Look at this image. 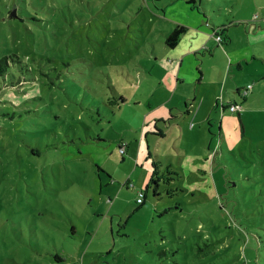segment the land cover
Listing matches in <instances>:
<instances>
[{
    "label": "rangeland",
    "instance_id": "374dc122",
    "mask_svg": "<svg viewBox=\"0 0 264 264\" xmlns=\"http://www.w3.org/2000/svg\"><path fill=\"white\" fill-rule=\"evenodd\" d=\"M248 7L0 0L25 63L0 74V264H264V82L228 94L262 68H229Z\"/></svg>",
    "mask_w": 264,
    "mask_h": 264
},
{
    "label": "crops",
    "instance_id": "0c3cea01",
    "mask_svg": "<svg viewBox=\"0 0 264 264\" xmlns=\"http://www.w3.org/2000/svg\"><path fill=\"white\" fill-rule=\"evenodd\" d=\"M244 2L247 3L249 6L248 7L249 14L245 18V22H247V25L243 27V31L246 36H252V38L244 46L241 47L237 55L231 58L229 68L231 69V65L235 64V66L238 68V71H239L242 69H246L247 66L251 62H257L259 65L262 66V68L259 74H257L255 77H252V74H250L243 82L235 85L234 89L230 88L228 90V94L232 92L230 93L231 94L230 98H231V101L233 102H236L237 100H241V101L245 100V102L247 100H254V98H256L255 96L256 89H254L251 92V94L247 97L246 95L245 96L242 95V93L240 92V88L250 83V81L255 82L256 84L255 88L259 83L264 82V8H260V5L257 3L256 0H244ZM254 13L257 14L258 19L248 18ZM203 17L205 18V14ZM218 22H222L220 25L221 26L224 25L226 27L224 35L226 37H229L228 32L226 31H227V27L232 24V20L230 19V17L227 16L226 11H224V15H222V17H220L218 20L212 23L217 24ZM189 26L190 25L185 26V31L188 30ZM213 26L214 24H212V27ZM213 30H215V32L218 33L214 27L212 31ZM163 32H165V34L168 33V31H163ZM181 37H182V34L180 36V39ZM229 41H230V38H229ZM243 48H244V51H243ZM134 182L136 183L135 179H134ZM129 185L131 187H134L132 183L128 184V186ZM138 190L140 189H137V193H138Z\"/></svg>",
    "mask_w": 264,
    "mask_h": 264
},
{
    "label": "trees",
    "instance_id": "16d2710c",
    "mask_svg": "<svg viewBox=\"0 0 264 264\" xmlns=\"http://www.w3.org/2000/svg\"><path fill=\"white\" fill-rule=\"evenodd\" d=\"M184 31H185V26L184 25H182V24H175L172 27V29L170 31H168V33L165 34V41H164L165 44L167 46H169V47H174L177 44V42L179 41L180 36H181V34ZM7 58L8 59L10 58L11 61H8ZM9 62H11L13 65L16 64L18 68L20 66H22V65H25V63L21 60V58L19 56H17L16 54H14V53L11 54V55H4L2 58H0V74L3 73L4 70L7 67H9V65H10ZM123 100H124V97H121V101L120 102H122ZM119 145H120V143L118 144V151H119ZM125 148H126V145L124 147V153H125ZM124 153H120V154H124ZM153 181L155 182V185L157 186L158 185L157 184V179L156 178H153ZM138 194H139V192H138ZM142 194H143V192H142ZM154 194H158L156 190H154ZM138 197H139V195L137 196V198ZM137 198H136V200H137ZM141 200L142 199H140V201Z\"/></svg>",
    "mask_w": 264,
    "mask_h": 264
},
{
    "label": "built area",
    "instance_id": "2783aa9c",
    "mask_svg": "<svg viewBox=\"0 0 264 264\" xmlns=\"http://www.w3.org/2000/svg\"><path fill=\"white\" fill-rule=\"evenodd\" d=\"M216 37L219 38L218 35H217ZM246 92H247V89L245 88V89L243 90V93H246ZM228 107H229L231 110H235V108H236L235 105H231V104H230ZM125 145H126L125 142H120V145H119V152H120V153H124V147H125ZM138 195L140 196L141 193H139ZM138 200H140V199L138 198Z\"/></svg>",
    "mask_w": 264,
    "mask_h": 264
},
{
    "label": "bare ground",
    "instance_id": "6f19581e",
    "mask_svg": "<svg viewBox=\"0 0 264 264\" xmlns=\"http://www.w3.org/2000/svg\"><path fill=\"white\" fill-rule=\"evenodd\" d=\"M139 193H141V195L138 198L141 199L140 197H142L143 194H142V192H139ZM138 198H137V200H138ZM138 201H140V200H138Z\"/></svg>",
    "mask_w": 264,
    "mask_h": 264
}]
</instances>
